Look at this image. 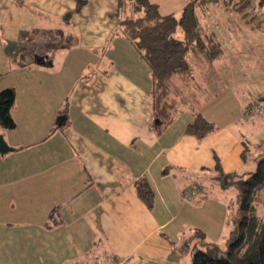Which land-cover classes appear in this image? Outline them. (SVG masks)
Masks as SVG:
<instances>
[{
	"label": "crops",
	"instance_id": "1",
	"mask_svg": "<svg viewBox=\"0 0 264 264\" xmlns=\"http://www.w3.org/2000/svg\"><path fill=\"white\" fill-rule=\"evenodd\" d=\"M117 3L0 0V91H16V125L0 123V264H101L106 252L125 264H192L202 239L230 235L224 200L201 196L217 161L226 174L247 165L244 109L264 92L251 100L246 89L225 120L226 101L203 79L239 54L194 57L174 79V119L156 130L151 70L111 16ZM197 112L217 126L202 138L185 131ZM143 176L152 207L135 188ZM193 185L202 193L187 200ZM192 231L203 236L185 248Z\"/></svg>",
	"mask_w": 264,
	"mask_h": 264
},
{
	"label": "trees",
	"instance_id": "2",
	"mask_svg": "<svg viewBox=\"0 0 264 264\" xmlns=\"http://www.w3.org/2000/svg\"><path fill=\"white\" fill-rule=\"evenodd\" d=\"M87 1L77 0L76 10ZM220 2L246 13L244 6L253 0H189L179 16L175 12L162 13L159 3L152 0H118L113 15L121 19L124 34L141 52L151 70V124L158 131L172 122L178 110V100L172 94L174 79L190 74L194 57L213 62L224 54L217 33L207 31L198 15V9L207 13L213 3ZM260 3L263 4L264 0ZM177 31L182 37L176 35ZM262 97L263 94L258 101ZM15 98L13 87L0 91V123L5 128L16 125L11 112ZM216 128L213 121L197 112L185 131L202 138ZM247 148L245 143L244 157ZM255 160L256 168L249 174L245 171L226 174L217 161L214 169L217 176L225 186L233 185L236 189L239 213L233 219L225 250L202 239L201 246L194 248L192 264H264V215L257 213V207L264 201V153ZM135 188L144 202L152 207L155 194L148 178L143 176L136 180ZM199 233L196 231V235Z\"/></svg>",
	"mask_w": 264,
	"mask_h": 264
},
{
	"label": "rangeland",
	"instance_id": "3",
	"mask_svg": "<svg viewBox=\"0 0 264 264\" xmlns=\"http://www.w3.org/2000/svg\"><path fill=\"white\" fill-rule=\"evenodd\" d=\"M152 1L159 3L162 13L175 12L179 16L189 0ZM260 2L261 0H253L251 4L244 6L246 13L243 10L230 9L232 8L230 7L231 4L227 5L222 2L213 3L207 13L198 9L202 24L207 31L217 33L226 54H239L216 62L215 67L210 69L213 71L207 73L208 80L203 79V82L211 81L212 93L215 96V93L221 94L226 101L228 115L225 120L234 115L240 98L246 97V89L251 92L249 95L251 100L258 99L257 88L264 92V3L261 4ZM111 16L120 19L113 14ZM177 34L182 35L179 31L176 32ZM238 42L239 45H237ZM212 77L213 80H211ZM21 88L23 87L21 86ZM248 121H251L247 124L251 128L245 137L248 147L245 156L247 165L242 168L247 174L256 168L255 157L264 153V113H256ZM22 127L23 125H19V133L23 132ZM252 162L253 166L251 165ZM242 169L238 171L243 172ZM211 176L212 178L207 182L211 185L210 191L201 198L203 200L205 198L224 200L228 207V218L231 220L239 213L236 189L233 185L225 186L218 176ZM257 213L264 215V201L257 207ZM228 233L226 231L225 237L221 235L218 241L222 251L227 247ZM199 234L194 235V231L183 234L184 237L181 240L184 242L181 244L187 248V242L189 244L198 242L199 237H201Z\"/></svg>",
	"mask_w": 264,
	"mask_h": 264
},
{
	"label": "built area",
	"instance_id": "4",
	"mask_svg": "<svg viewBox=\"0 0 264 264\" xmlns=\"http://www.w3.org/2000/svg\"><path fill=\"white\" fill-rule=\"evenodd\" d=\"M256 113L257 114L264 113V93L260 101H257L256 103L247 106L244 109L245 119L247 120L250 119ZM201 193H202V189L198 185H193L189 188L184 189L183 191L184 198H186L187 200L197 199ZM101 264H125V263L122 261H117L111 252H106L104 256V262Z\"/></svg>",
	"mask_w": 264,
	"mask_h": 264
},
{
	"label": "water",
	"instance_id": "5",
	"mask_svg": "<svg viewBox=\"0 0 264 264\" xmlns=\"http://www.w3.org/2000/svg\"><path fill=\"white\" fill-rule=\"evenodd\" d=\"M5 143H4V139L3 137L0 135V147H4Z\"/></svg>",
	"mask_w": 264,
	"mask_h": 264
}]
</instances>
